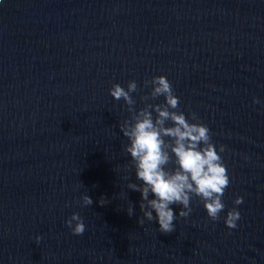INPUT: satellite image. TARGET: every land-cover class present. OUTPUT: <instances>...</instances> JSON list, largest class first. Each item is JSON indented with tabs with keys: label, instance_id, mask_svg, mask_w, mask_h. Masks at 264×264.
<instances>
[{
	"label": "water",
	"instance_id": "water-1",
	"mask_svg": "<svg viewBox=\"0 0 264 264\" xmlns=\"http://www.w3.org/2000/svg\"><path fill=\"white\" fill-rule=\"evenodd\" d=\"M157 75L225 146L231 181L217 221L193 197L168 233L138 223L118 127L130 113L108 92L135 80L141 108ZM73 212L82 235L65 224ZM0 264H264V0H4Z\"/></svg>",
	"mask_w": 264,
	"mask_h": 264
},
{
	"label": "clouds",
	"instance_id": "clouds-1",
	"mask_svg": "<svg viewBox=\"0 0 264 264\" xmlns=\"http://www.w3.org/2000/svg\"><path fill=\"white\" fill-rule=\"evenodd\" d=\"M3 2L0 0V4ZM144 85L151 88L140 96L144 106L138 109L132 95L138 91L135 80L128 81L126 87L113 83L108 89L114 100H123L130 113V118L124 119L118 127L127 139L123 150L129 155V164L135 173L136 182L129 180L126 187L140 193L142 218H138V223L143 225L145 220H155L160 232H172L177 216L187 218L192 213L193 197L202 203L207 217L217 221L225 209L223 196L231 182L221 155L225 146L212 141L208 125L200 122L195 112L190 111L186 116L179 109L180 98L165 75L153 76ZM161 96L160 103L147 102ZM253 103L258 104L260 100L254 97ZM81 201L82 206L93 202L88 194L82 195ZM242 203L243 197L236 196L234 206L226 212L224 224L230 230L238 226L241 214L236 206ZM173 205L179 206L178 213L174 212ZM127 213L134 214L132 204L127 207ZM65 224L74 235H82L86 227L77 212H73ZM41 238L37 235L36 242Z\"/></svg>",
	"mask_w": 264,
	"mask_h": 264
}]
</instances>
